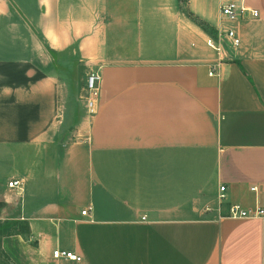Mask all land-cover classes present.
<instances>
[{"label":"crops","instance_id":"crops-1","mask_svg":"<svg viewBox=\"0 0 264 264\" xmlns=\"http://www.w3.org/2000/svg\"><path fill=\"white\" fill-rule=\"evenodd\" d=\"M244 3L229 24L218 0H0L1 264H264V214L227 216L264 210V0ZM228 26L238 46L206 44Z\"/></svg>","mask_w":264,"mask_h":264},{"label":"built area","instance_id":"built-area-1","mask_svg":"<svg viewBox=\"0 0 264 264\" xmlns=\"http://www.w3.org/2000/svg\"><path fill=\"white\" fill-rule=\"evenodd\" d=\"M218 3L221 19L229 24L235 23L244 18H255L259 16L258 10L248 7L244 3V0H218ZM218 39L227 41L232 47H236L240 43V39L237 36L235 29L231 26L220 31V33L217 34V40L216 37L213 36H209L206 39V44L217 52L221 49V44L219 43L220 40L218 41ZM210 74H212V72H210ZM98 80L99 76L94 72H91L86 76L85 88L88 92L86 97V109L89 114H94L96 111L95 97L97 94ZM7 185L19 192L22 188V180H10ZM224 188V186H220L219 191L223 192ZM251 190H255V187H251ZM219 197L222 198L223 194H220ZM81 214L85 215L86 210H82ZM262 214H264V210L260 207H257L255 212L251 214L250 211H245L238 204H233L229 207L227 216L232 218H244ZM52 256L56 259L62 258L70 261L81 260L80 255L62 249H54L52 251Z\"/></svg>","mask_w":264,"mask_h":264},{"label":"rangeland","instance_id":"rangeland-1","mask_svg":"<svg viewBox=\"0 0 264 264\" xmlns=\"http://www.w3.org/2000/svg\"><path fill=\"white\" fill-rule=\"evenodd\" d=\"M85 90H86V88H85ZM87 95H88V92L86 90V96ZM12 225L13 224L10 222H4V223L0 222V235L13 231L15 228Z\"/></svg>","mask_w":264,"mask_h":264},{"label":"trees","instance_id":"trees-1","mask_svg":"<svg viewBox=\"0 0 264 264\" xmlns=\"http://www.w3.org/2000/svg\"><path fill=\"white\" fill-rule=\"evenodd\" d=\"M212 33V31L210 32ZM16 230L19 232V231H25L27 230V226H21L19 223H16Z\"/></svg>","mask_w":264,"mask_h":264}]
</instances>
